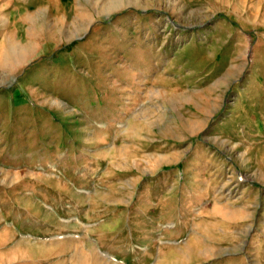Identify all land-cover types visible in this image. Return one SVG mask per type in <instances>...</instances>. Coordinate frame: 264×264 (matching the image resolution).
Here are the masks:
<instances>
[{
	"label": "rangeland",
	"instance_id": "1",
	"mask_svg": "<svg viewBox=\"0 0 264 264\" xmlns=\"http://www.w3.org/2000/svg\"><path fill=\"white\" fill-rule=\"evenodd\" d=\"M0 264H264V0H0Z\"/></svg>",
	"mask_w": 264,
	"mask_h": 264
}]
</instances>
